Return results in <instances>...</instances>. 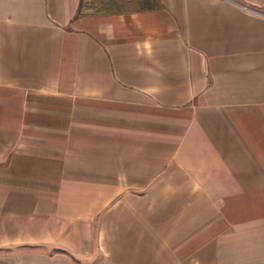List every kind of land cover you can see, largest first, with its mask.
Wrapping results in <instances>:
<instances>
[{
  "label": "crops",
  "instance_id": "0c3cea01",
  "mask_svg": "<svg viewBox=\"0 0 264 264\" xmlns=\"http://www.w3.org/2000/svg\"><path fill=\"white\" fill-rule=\"evenodd\" d=\"M121 2L0 0V264H264V0Z\"/></svg>",
  "mask_w": 264,
  "mask_h": 264
},
{
  "label": "trees",
  "instance_id": "16d2710c",
  "mask_svg": "<svg viewBox=\"0 0 264 264\" xmlns=\"http://www.w3.org/2000/svg\"><path fill=\"white\" fill-rule=\"evenodd\" d=\"M122 0H92L91 6L88 4H82L81 10L79 12V16L82 15L84 10L90 9V8H95L99 9L102 7H107V8H120L122 7ZM104 4V5H103Z\"/></svg>",
  "mask_w": 264,
  "mask_h": 264
}]
</instances>
